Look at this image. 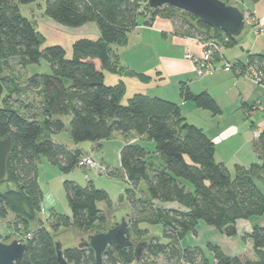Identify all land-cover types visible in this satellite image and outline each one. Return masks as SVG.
I'll return each instance as SVG.
<instances>
[{"label": "trees", "instance_id": "obj_1", "mask_svg": "<svg viewBox=\"0 0 264 264\" xmlns=\"http://www.w3.org/2000/svg\"><path fill=\"white\" fill-rule=\"evenodd\" d=\"M35 1L0 0V138L9 136L12 141L6 174L0 180V185L4 180L12 184L0 188V219L9 230L1 240L13 237L25 243L17 264H58L52 230L65 227L76 234H88L108 227L106 213L98 206L99 202L109 205L107 192L91 181L79 185L64 180L70 215L51 209L47 217H40L37 159L45 156L63 172L82 166L84 153L80 149L67 148L49 136L65 128L62 117L68 116L74 143H97L114 132H133L155 144L156 160L143 146L129 142L122 145L118 157L130 184L120 195L119 205L129 207L127 219L133 236L138 240L144 235L142 240H147V245L138 263L133 249L108 246L102 255L103 264H152L149 259L158 256L170 264H208L201 249L179 248L178 243L200 220L225 236H235L239 221L264 215V194L256 182L264 180V129L253 143L261 162L248 167L236 165L231 174L215 161L213 142L184 120L176 103L136 94L123 104V85H106L103 72L115 70L119 64L111 46L126 44L128 31L139 24L149 25L156 16L167 17L177 29L196 35L200 41L212 39L220 47L233 46L239 36L227 35L173 6L152 8L147 0H45L43 13L53 21L69 27L94 22L98 27L97 39H76L67 57L61 45L43 46L44 37L35 23L20 13L19 4ZM137 18L142 21L138 23ZM13 58L22 67L45 59L50 72L28 76L20 87L16 77L5 71ZM253 60L264 70V55H249L248 61ZM27 89L35 90L39 98L36 105H12V96ZM180 95L214 115L220 112L207 92L194 94L181 87ZM141 182L145 192L137 188ZM166 203L177 206L166 207ZM141 223L160 224L162 235L169 241L163 243L149 235ZM28 233L30 237L25 238ZM241 237L251 241L252 258L227 256L211 246L215 250L211 264H264V224L251 223L250 231ZM62 250L71 264H96L89 247Z\"/></svg>", "mask_w": 264, "mask_h": 264}, {"label": "crops", "instance_id": "obj_2", "mask_svg": "<svg viewBox=\"0 0 264 264\" xmlns=\"http://www.w3.org/2000/svg\"><path fill=\"white\" fill-rule=\"evenodd\" d=\"M228 2L243 9L246 26L244 33L237 38L236 44L230 47L221 46V57L229 62L236 61L238 64L244 65L248 61L249 55H264V35L259 33L260 29L264 30V0L256 2L228 0ZM31 20L35 23L36 29L44 36V41L47 40L45 46L61 45L65 49L67 57L71 55L72 43L76 39L95 40L99 37V30L94 22L68 27L53 21L44 13L40 14V18ZM137 21L140 23L142 20L137 18ZM195 36L177 29L171 19L163 16H156L149 25L139 24L128 31L126 44L111 46L119 64L115 70L103 72L104 83L108 86L123 85L124 91L121 98L123 104L136 94L176 103L184 120L200 128L213 142L215 161L222 163L228 171L229 167H232L234 171L236 165L248 167L253 163H260L261 160L253 151V131L257 125H260V121L257 122L254 119V113L258 108L260 109L261 104H264V101H257V86L255 87L248 79L236 75L233 71L223 70L221 61L217 57L213 59L215 70L212 74L197 76L195 64L192 59L187 57V54L193 57L202 55L203 43ZM235 47L239 48L238 51L232 50ZM15 62L17 63V60L13 58L11 63ZM16 68L18 71V66ZM17 71H12V74L17 76L15 74ZM131 71L141 74L143 77L132 75L129 73ZM181 87L187 88L194 94L207 92L216 101L220 112L214 115L211 111L197 106L191 100H183L180 95ZM260 110L262 111V109ZM127 137H131L132 140L144 138L133 132L127 134L114 132L108 139L91 144L89 149L84 150L77 145L70 149H80L83 153H92L93 155L103 142L114 138L118 144L119 157L122 145L130 143ZM54 142L58 141L54 140ZM100 160L105 163L102 157ZM120 171L124 174L121 169ZM88 181H91L95 186L92 179H87ZM118 206L119 204L114 209ZM164 206L177 205L176 203H166ZM123 207L129 210L128 206L123 205ZM42 210L41 204V212ZM257 224L263 225V222L258 221ZM33 225L36 223L34 222ZM238 228L237 224V233L240 232L242 235L243 232L250 231L251 223L243 225L241 231ZM4 230L8 231L7 228ZM250 258L252 257L250 256Z\"/></svg>", "mask_w": 264, "mask_h": 264}, {"label": "rangeland", "instance_id": "obj_3", "mask_svg": "<svg viewBox=\"0 0 264 264\" xmlns=\"http://www.w3.org/2000/svg\"><path fill=\"white\" fill-rule=\"evenodd\" d=\"M44 4L45 0H37L35 2L27 4H19V10L23 16L29 19H38L40 18V14H43ZM177 14L178 16H180L181 13ZM243 33L244 31L242 32V34ZM45 42H47V40L44 41L43 46L47 44ZM238 49L239 48L235 47L232 50L238 51ZM235 62L236 61H231V63ZM8 63V67L5 68V71H8L9 73H11V75H13L12 71H17L16 67L18 66L19 72H15V74H17V76L15 77H17L18 86L20 87L22 85L24 86L27 75L31 76L33 74H46L50 72L49 64L45 59H41L39 63L26 64L24 67H20V64H18V62L11 63V60ZM38 99L39 98L35 90L27 89V91H25L24 93H20L17 98L16 96H12L11 101L12 105H14L15 107L19 106V108H21V106L25 104L34 107ZM257 101H264V89L259 86H257ZM260 109L258 108L257 111H255L254 119H256L257 122L260 121V124H262L264 123V113ZM62 119L65 122V128L58 133L49 135L53 141H58V143L60 142L67 148H73L77 145L84 150L89 149L90 145L94 144L91 141L74 143L69 135L68 117L63 116ZM246 123L248 124L249 122ZM127 139L130 140L131 144H138L140 146H143L148 151L149 156L154 157L153 152L155 149V144L153 140H149L147 138H143L142 140H132L131 137H127ZM117 146L118 144L114 141L113 138L109 141L103 142L92 155L93 158L98 161H101L100 157L104 159V162L106 163L105 165H107L108 167L107 174H98L82 166H76L74 169H71L68 172H63L56 163L50 162L45 156H40L36 161V172L37 180L42 192L41 204L43 205V196L46 193L51 192L54 197V203L51 207L48 208V210H51V208H53L55 212H58L62 215H70V209L67 203L63 186L64 180H74L79 185H85L87 179H92L97 188L104 189L107 192V198L110 205L106 204L105 202H99L98 206L106 213L107 222L109 224L113 222V217L118 219L120 216L125 215V213H128V215H130V210H127L126 208L124 209L121 204L118 206V208L114 209V207L119 204L120 194H124V190L130 188V184L127 181L125 175L120 171ZM86 154L89 153H84V156ZM229 171L231 174H233L232 167H229ZM87 176L90 177L86 178ZM256 182L259 189L264 194V180H258ZM10 186H12V184L4 180L0 185V188L5 189ZM137 188L139 191L145 192V185L143 182H141ZM40 217H45L43 215V210L42 212H40ZM258 221L263 222L264 224V215L253 217L250 220L240 221L238 223V229L239 231H241L243 225H246L247 223L257 224ZM144 226H146L145 228L147 229L149 235H155L159 237L160 242L166 243L169 241L167 237L162 235V226L160 224H140V227L144 228ZM4 228H7L5 221L0 219V236L2 238H5L7 234H9V230L5 231ZM51 232L53 234L54 241H59L61 243L62 249L77 247L81 241L80 239L82 237L85 238V236L87 235L86 233L76 234L72 229L65 227H60L59 229L52 230ZM240 234L241 233L239 232L235 236H225L221 234L213 225L200 220L196 225L194 231L188 232L183 237V239L180 240L178 246L179 248L189 246L201 249L208 264H211L214 261L215 257V250L211 248V246L216 247V249L220 253H223L227 256L245 255L248 257H253L251 241H248V239L246 238L243 240ZM143 237L144 235H140L137 239L142 240ZM11 239H13V237H9V239L4 242H9ZM149 262L152 264H170L165 262L163 256L150 258Z\"/></svg>", "mask_w": 264, "mask_h": 264}, {"label": "water", "instance_id": "obj_4", "mask_svg": "<svg viewBox=\"0 0 264 264\" xmlns=\"http://www.w3.org/2000/svg\"><path fill=\"white\" fill-rule=\"evenodd\" d=\"M152 8L173 6L195 15L203 23L220 29L232 37H238L245 29V13L237 5L223 0H147ZM12 141L9 136L0 138V180L6 174V160L11 151ZM128 213L118 219L112 218V223L104 231L88 233L81 238L79 248L89 247L94 252L96 264H103L102 255L108 246L119 249H133L135 262L138 263L147 245V240H136L128 222ZM25 243L17 238L4 242L0 238V264H17L22 258ZM55 252L58 264H71L64 255L61 243L55 242Z\"/></svg>", "mask_w": 264, "mask_h": 264}, {"label": "built area", "instance_id": "obj_5", "mask_svg": "<svg viewBox=\"0 0 264 264\" xmlns=\"http://www.w3.org/2000/svg\"><path fill=\"white\" fill-rule=\"evenodd\" d=\"M259 33L264 35V30L260 29ZM201 42L203 43V51L200 57H193L187 54V57L192 59L195 64V72L197 76L201 77L212 74L215 70L213 59L217 57L221 61V67L223 70L233 71L236 75L242 76L254 85L264 89V70L260 67L257 60L247 61L244 65H240L237 62L231 63L221 57V47L214 40L209 39ZM260 108L264 113V104H261ZM263 129L264 123L255 127L253 131L254 140H257ZM80 164L86 169L92 170L98 174H107L108 171L107 165L94 159L90 153L82 157ZM27 237H30L29 233L25 236V238Z\"/></svg>", "mask_w": 264, "mask_h": 264}, {"label": "clouds", "instance_id": "obj_6", "mask_svg": "<svg viewBox=\"0 0 264 264\" xmlns=\"http://www.w3.org/2000/svg\"><path fill=\"white\" fill-rule=\"evenodd\" d=\"M54 203V197H53V194L51 192L49 193H46L44 196H43V215L45 217L48 216V208L52 206V204Z\"/></svg>", "mask_w": 264, "mask_h": 264}]
</instances>
